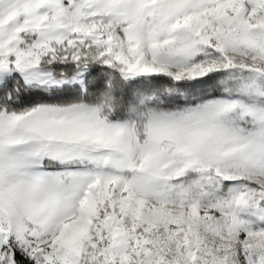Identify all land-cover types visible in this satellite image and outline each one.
Segmentation results:
<instances>
[{
    "label": "rangeland",
    "instance_id": "1",
    "mask_svg": "<svg viewBox=\"0 0 264 264\" xmlns=\"http://www.w3.org/2000/svg\"><path fill=\"white\" fill-rule=\"evenodd\" d=\"M87 50L222 88L117 121L0 111V264H264V0H0V85L83 87L41 63Z\"/></svg>",
    "mask_w": 264,
    "mask_h": 264
},
{
    "label": "trees",
    "instance_id": "2",
    "mask_svg": "<svg viewBox=\"0 0 264 264\" xmlns=\"http://www.w3.org/2000/svg\"><path fill=\"white\" fill-rule=\"evenodd\" d=\"M74 60V62L57 60L41 64L52 69L56 77L62 75L70 77L79 67L84 66L86 76L83 87L26 86L20 75L13 74L0 85V111L19 114L42 105L58 107L76 104L98 105L107 120L117 121L126 117L130 111L144 115L147 110L182 111L196 105L203 97L213 96L222 88L221 71L183 79L167 74L126 79L117 67L94 58V54L89 53V50L87 54Z\"/></svg>",
    "mask_w": 264,
    "mask_h": 264
}]
</instances>
